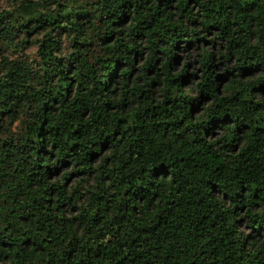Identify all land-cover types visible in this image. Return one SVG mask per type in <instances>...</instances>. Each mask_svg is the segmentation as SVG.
<instances>
[{
  "label": "trees",
  "instance_id": "obj_1",
  "mask_svg": "<svg viewBox=\"0 0 264 264\" xmlns=\"http://www.w3.org/2000/svg\"><path fill=\"white\" fill-rule=\"evenodd\" d=\"M0 264H264V0L0 3Z\"/></svg>",
  "mask_w": 264,
  "mask_h": 264
},
{
  "label": "clouds",
  "instance_id": "obj_2",
  "mask_svg": "<svg viewBox=\"0 0 264 264\" xmlns=\"http://www.w3.org/2000/svg\"><path fill=\"white\" fill-rule=\"evenodd\" d=\"M0 3H4V0H0ZM26 118L22 115L19 120L16 121L15 124H13L11 121H9V125H6V135L8 136H18V135H23L22 129L26 126L24 124V120Z\"/></svg>",
  "mask_w": 264,
  "mask_h": 264
}]
</instances>
